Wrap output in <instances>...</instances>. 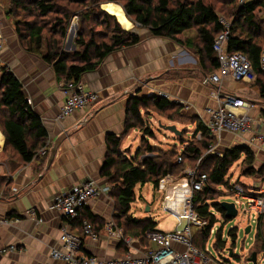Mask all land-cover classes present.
<instances>
[{
    "label": "crops",
    "instance_id": "0c3cea01",
    "mask_svg": "<svg viewBox=\"0 0 264 264\" xmlns=\"http://www.w3.org/2000/svg\"><path fill=\"white\" fill-rule=\"evenodd\" d=\"M253 4L251 21L256 26L240 23L235 35L241 30L243 37L244 33L251 31L253 39L264 41V1H253ZM229 6L228 11L232 5ZM125 30H133V26ZM138 34L140 40L136 44L110 53L94 71L82 76L88 88L97 93L98 99L87 109L75 111L60 124L54 122V116L63 103V95L51 66L22 51L17 44L9 43L3 49V57H9L14 63L13 67L9 64L8 67L21 82L26 98L46 129L47 151L43 156L14 168L7 164L6 158H0V177L4 178L0 180V217H20L17 223L0 227V248L4 249L0 253V264H57L48 258V250L57 236L59 218L48 211V201L54 192L82 179L92 178L109 184L107 178L100 175L107 156V136H122L129 98H154L165 93L169 101H183L184 105L178 106L182 117L166 118V123L175 124L177 128L195 126L197 122L203 124L207 118L204 109L215 105L210 93L216 87L204 82V78L216 70L210 59H215L212 52L210 58L201 57L191 47L153 36L146 30L140 29ZM11 50L15 54H11ZM259 71L251 82L225 78L219 87L250 101L253 106L248 113L253 117L264 116V93L260 92L264 73ZM168 107L167 111L174 112ZM136 130L131 129L120 138L118 152L126 157H131L139 147L140 137ZM164 131L169 132L167 129ZM169 133L175 135L171 131ZM0 138L1 157L4 141L1 131ZM177 140L180 141L179 138ZM237 144L240 143L226 144L224 148ZM152 146L162 148L163 145L157 143ZM253 152L264 163V151ZM251 190H257L255 185ZM108 201L106 198L91 201L81 209L90 214L93 228L95 226L94 230L99 234L97 242L82 237L84 253L108 258L127 252L122 243L105 239L102 225L117 215ZM26 211H32L33 215H27ZM127 215L132 217L130 213ZM142 218L149 217L145 213ZM77 223L74 219L72 228L81 235L80 224ZM10 244H15L12 251L5 248ZM134 246L137 251L147 243L143 240V244L138 242Z\"/></svg>",
    "mask_w": 264,
    "mask_h": 264
},
{
    "label": "trees",
    "instance_id": "16d2710c",
    "mask_svg": "<svg viewBox=\"0 0 264 264\" xmlns=\"http://www.w3.org/2000/svg\"><path fill=\"white\" fill-rule=\"evenodd\" d=\"M7 2L18 9L17 12L26 13V16L31 18L22 19L23 13L20 17H17L19 16L17 13H13L15 33L21 48L50 65L56 81L62 84L78 81L85 73L94 71L110 53L136 44L140 40L138 34L140 29L146 30L153 36L167 38L179 45L191 47L199 56L207 58L211 57V45L220 29L217 23L218 10L213 3L206 0H7ZM107 2L120 4L125 16L138 30L123 29L113 15L100 8L101 3ZM225 5H233L230 10L232 23L227 39V50L241 52L249 60L256 77L259 71L258 55L264 46V41L253 39L251 31L241 37L243 33L239 29L240 33L235 35L240 23L247 22L256 26L251 21L254 17L252 13L254 4L248 2L237 5V0H226ZM7 13L9 11H6ZM49 15H53V21H49L46 27L38 18ZM74 15H78V35L73 40L74 49L65 52L63 40L69 21ZM94 20L103 30L97 36L90 26ZM190 31L192 36L184 35ZM210 59L217 68L216 59ZM260 90L264 93V85H261ZM149 102L158 111H164L169 106L168 108L174 110L173 116L182 117L179 104L162 96L129 98L122 136L131 129H139L142 132L143 147L142 149L138 147L131 157H126L118 152L122 136L116 138L108 135L107 156L100 172L111 186L109 195L115 201L117 224L122 226L123 223L131 226L130 230L136 229V232H131L136 236L154 228L155 222L149 218L134 219L127 215L130 204L135 198V185L152 182L156 187L161 176L172 174L185 159H196L211 144V137L200 122L195 124L193 133V137L196 133H200V139H195V144L188 143L181 152H177L174 147L163 149L149 144L148 138L153 136V131L140 114L141 110L148 109ZM0 131L4 137L2 154H9L7 164L12 168L37 159L39 150L46 146L47 132L42 120L33 111L21 82L5 66L0 67ZM179 140L183 143L182 137ZM253 154V150L247 146L234 145L224 148L220 156L208 155L201 162L203 166L208 163L207 161L210 162L205 171H201L206 174L207 182L202 190L193 194L192 207L199 217L207 220V223L205 222L198 232V237L192 239L195 247L204 248L209 237V229L216 221L214 212L224 217L220 200L216 197L220 195L217 188L223 190L232 188L226 179L229 167L244 155L243 162L246 166L244 171L247 175L260 174L264 170V165L260 169H253ZM177 155H180L181 162L175 161ZM0 180L4 178L0 177ZM263 217H259L256 222L253 244L264 254ZM76 220L80 225L84 220L88 221L93 227V219L84 210L77 213ZM195 232L196 230L191 229L192 237ZM227 236L233 247L236 228H229ZM214 237L213 247L221 249L224 240L221 239L220 231H216Z\"/></svg>",
    "mask_w": 264,
    "mask_h": 264
},
{
    "label": "built area",
    "instance_id": "2783aa9c",
    "mask_svg": "<svg viewBox=\"0 0 264 264\" xmlns=\"http://www.w3.org/2000/svg\"><path fill=\"white\" fill-rule=\"evenodd\" d=\"M253 1L264 0H237V4L243 5ZM217 23L220 29L211 45V51L217 61V68L204 78L205 83L208 82L216 87L210 93L211 98L215 100V105L204 109L207 115L204 126L209 135L217 139L215 144L222 143L220 138L222 133L232 132L237 134L234 136L237 139L236 143L244 144L253 150L262 149L264 147V116H251L248 113L253 106L250 101L233 92L219 88L225 78H230L235 82H251L255 79V71L249 60L241 52L227 50L231 22L217 15ZM1 39L0 37V67H6L7 64L2 60L4 48ZM258 69L264 73V46L259 52ZM61 93L63 103L54 116V122L58 124L75 111L87 109L98 99L97 93L89 89L82 78L76 82L63 84ZM159 95L167 98L165 93H159ZM171 102L184 105L183 101L177 99H172ZM255 126L258 131L254 128ZM250 131L252 132L250 133ZM248 132L250 134H247ZM200 137V133L195 134L196 139H200ZM215 144L210 145L211 147L209 146L206 152L214 153L217 151L218 145L214 146ZM45 152V148H42L38 153L44 155ZM175 161L181 162L180 155H177ZM196 172L194 169L186 168L183 171L184 174L182 173L186 180L180 184V187L176 185L173 187L171 182L166 181L165 184L168 188H163V178L157 188L159 190L164 189L160 203L161 209L168 212L175 219L176 224L183 217L186 218V225L182 230L147 229L142 235L143 240L148 242L147 246L136 251L134 244L138 241L127 237L121 227L109 219L102 225L105 239L109 242L122 243L127 248V252L108 258L82 252V237L97 242L99 234L88 221L84 220L80 225L81 235H77L72 228V223L77 213L88 203L108 196L111 186L92 178H86L69 185L62 191L54 192L48 201L47 209L58 216L59 226L55 241L48 250V258L57 264H224L222 261L218 262L214 259L206 247L199 249L192 243L191 226L205 223L204 220L197 218L192 209V192L201 190L207 181L205 173L197 175ZM171 180L178 185L179 179L172 178ZM255 187L257 190H251L244 195L240 186H234L229 190H232L233 195L236 193L240 196L237 199L239 204L243 202L245 210L264 213V184L255 185ZM236 204L235 198L234 205L236 206ZM26 214L33 215L32 211H26ZM194 218H197L198 223L194 222ZM18 220V218L0 217V227L15 224ZM5 248L12 251L15 249V244H10ZM3 251L4 249L0 248V253ZM219 251L224 254L227 253L224 248Z\"/></svg>",
    "mask_w": 264,
    "mask_h": 264
},
{
    "label": "rangeland",
    "instance_id": "374dc122",
    "mask_svg": "<svg viewBox=\"0 0 264 264\" xmlns=\"http://www.w3.org/2000/svg\"><path fill=\"white\" fill-rule=\"evenodd\" d=\"M206 1L213 3V5L219 11V13L217 12V14L224 17L227 21L232 23V21H231L232 16L230 14V11H228V9H227L230 6L225 5L226 0H206ZM102 4H104V3H101L100 5H102ZM115 4H117L121 7L120 4H118V3H115ZM17 10L18 9H16L12 5H10L7 2V0H0V20H1V22H0V37L2 38L1 42H2L3 48H5V46L9 43L13 46H16V44H17L19 48L21 47L19 44V40L17 38V35L15 33L13 13H17L19 15L17 17H20V16H22L23 12H17ZM6 11H9L10 14L9 13L6 14ZM52 17H53V15H49L47 17H39L38 19L40 20L41 23H43L44 25H46V27H48L49 24L47 25V23L49 21H53ZM22 19H31V18L27 17L26 13H23ZM95 23L96 22L94 20L90 24V26L92 28L91 30L95 33V36H97V35H99V33H102L103 30H102V27L96 25ZM77 24H78V15H74L71 18V20L69 21V25H68L67 30H66V36H65V39L63 40V50L65 52H69V51L71 52L74 49L73 40L78 35L77 34V30H78ZM71 25H72V27H71ZM131 26H134V24L132 22H131ZM72 29H73V31H71V32L73 35H71V38H69L68 37V34H69L68 31L72 30ZM135 29L138 30L134 26L133 30H135ZM45 30H46V28H45ZM184 35L185 36L187 35V37H190V36H192V31L187 32ZM96 38H98V37H96ZM22 51H23V49H22ZM12 52L13 51L11 50V54H12ZM13 54H15V53L13 52ZM2 60L5 64H7L6 68L9 71H11L10 68L8 67V64L11 67H13V64H14L13 60H10L9 57H6V56L3 57V55H2ZM62 85L63 84L61 82L58 83V87L60 89H61ZM147 107H148V109L147 110H141L140 114L143 117V119L145 120V123H147V125L153 131L154 138L148 139L149 144L156 145L158 143L161 146L163 145L162 146L163 149H168V148L170 149L171 147H174L177 150V152H181L183 150L184 146L186 147L188 143H190V144L196 143V141H195L196 138L193 137V133H194L193 130H194L195 126H185V128H181L180 126H178V128H177V125H175V124L166 123V118L176 119V117L173 116L174 115L173 111L171 112V110H168V111L164 110V111H160V112L158 111L157 112V110H155V107L152 105L151 102H149ZM206 119L203 121V124L205 123ZM166 125H174L177 130L179 129V135H173V134L169 133L170 131L165 132L164 126H166ZM256 126H257V124H256ZM256 126L254 128H256V131H258ZM252 131H254V130H252ZM252 131H250V133ZM135 132H137L136 135H139V137H140L139 138V147L142 149L143 144H144V142L142 141V132L139 129H137ZM164 132L168 133L169 136L165 135ZM250 133L248 132L247 134H250ZM247 134H245V135L248 136ZM236 135L237 134H233L232 132L222 133L220 135V138L222 139L221 144H215L217 139L214 136L213 137L210 136L211 137V144L208 145L206 151L208 150L209 146L210 145L213 146V144H215L214 146L218 145V149L216 148L217 151L212 153V152H206L204 150L201 152V154L199 156H197L196 159H189V158L185 159L182 163H180V167L174 169L172 174H168L166 176L165 175L161 176L158 179V182H157L158 185H156V187L154 186V184L152 182H146L144 184H136L134 187L135 198H134L133 202H131V204H130V209H129L128 213H130V215H132V217H134V219H144V218H142V216L145 215V213H146V215L149 217V219H152V221H154L157 224V227H156L157 230H160V231H172V230H174L176 227L175 219L168 212L163 211L160 207V203L162 201L163 192H164V189H160V190L157 189L159 187L160 180H162L164 178V182H163L164 187L163 188L167 189L168 187L165 184L166 181L171 182L173 184V187H174V185H176L177 187H180V184L186 180V178L183 176V174H184L183 171L186 168L194 169L197 171L196 172L197 175H201V173H203L201 171H205V168H207L208 165L210 164V162L207 161L208 163H205L203 166V163L201 164L203 159L205 157H208V155L220 156L219 153L222 154V151L224 150V146L226 144L229 145V144L236 143L237 139L234 137ZM181 137L183 139V141H182L183 143H181L177 140V138H181ZM229 137H230V139H229ZM227 139H229L228 142L226 141ZM191 142H194V143H191ZM172 144H174V145H172ZM237 145H244V144H237ZM257 150L258 151H264V147L262 149H257ZM253 155H254V161L252 164L253 169L257 170V169L262 168L264 163H263L261 157L257 156L256 152H254ZM39 156H43V154H39ZM0 158H6V159L8 158L9 159V154L4 153L1 155ZM243 160H244V155H241L240 158L237 161H235L229 167V170L226 173V179L232 185V188L234 186L242 187L243 195H244V194H248L249 192H251V189L254 188V185L258 186V185L264 184V170L260 174L256 173L253 175H247L246 171H244L246 166H244ZM168 176H169V178H168ZM172 178L173 179H176V178L179 179L178 185L175 184L171 180ZM202 189L203 188H201V190ZM217 190H218L220 195L216 198H218V200H220V202L225 201V202H233L234 203V200L236 198L237 204L235 207L237 209V214L234 218L227 219V218L223 217L222 215H220V213L214 212V218L216 221H215V223H213V225L209 229V237L206 239L204 247L207 248L209 254L214 259H216L218 262L222 261V263H224V264H250L247 261V259H248V257L251 256L252 252L256 253L257 263L264 264L263 252L259 251V249L256 248L255 245L253 244L254 243L253 237H254V233L256 230V222H257L259 217L264 216V213H261L259 211L245 210L243 202H241L239 204V201L237 199V197H240V196L236 195V193H234V195H233V193L231 192L232 190H229V189L223 190V188H217ZM196 191L197 190H194L192 192V197ZM105 197H108V198H106V200H109L108 202L110 203V205L112 207L114 206L113 208H115L114 198L110 195L105 196ZM105 197H102L101 199H104ZM98 200H100V199H98ZM94 201H97V200H94ZM146 207H148V211H146V209H147ZM192 209H193V207H192ZM193 212L196 214V212L194 210H193ZM196 216L199 220H204L207 223V220L205 218H201L197 214H196ZM113 222L117 224L115 219L113 220ZM204 224L201 223L200 225H196V226L192 225L191 226L192 227L191 229L196 230L192 239L198 237V235H199L198 232L200 231V229L202 228V226ZM262 225H263L262 229H263V233H264V217L262 218ZM247 226L250 227L249 232L244 233V229ZM231 227L236 228V239H235V243H234L233 247L230 245V239H228V236H227V231ZM130 228H131V226L124 225L122 223L121 229L124 231L125 235L127 237L135 239L139 243L143 244L142 235H139V236L134 235L131 232H136L137 230L136 229L130 230ZM211 230H212V232H211ZM216 231H220L221 239L224 240V246L222 248H224L225 250L230 248L231 252H232L231 256H228V252L224 254V253H221L219 251L220 249H218V248L216 249L213 247V241L215 240L214 236H215ZM222 235H223V237H222ZM192 242H193V245H195L194 241H192ZM197 248H199V247L197 246Z\"/></svg>",
    "mask_w": 264,
    "mask_h": 264
},
{
    "label": "water",
    "instance_id": "95a60500",
    "mask_svg": "<svg viewBox=\"0 0 264 264\" xmlns=\"http://www.w3.org/2000/svg\"><path fill=\"white\" fill-rule=\"evenodd\" d=\"M100 8L102 10H104L102 8V6L100 5ZM105 11V10H104ZM71 35H72V32L71 30H69V34H68V37L71 38ZM164 129H167L168 131H171L173 132L175 135H179V131L175 128L174 125H168L166 127H164ZM220 206L221 208L223 209L224 211V217L229 219V218H234L237 214V209L234 205L233 202H225V201H221L220 202ZM186 225V218L183 217L179 223L176 224V227L175 229L176 230H182L184 228V226ZM249 229L250 227L247 226L245 229H244V233H248L249 232ZM227 252H228V256H231V249H227ZM247 261L250 263V264H259L257 263V260H256V253L255 252H252L251 256L248 257Z\"/></svg>",
    "mask_w": 264,
    "mask_h": 264
},
{
    "label": "bare ground",
    "instance_id": "6f19581e",
    "mask_svg": "<svg viewBox=\"0 0 264 264\" xmlns=\"http://www.w3.org/2000/svg\"><path fill=\"white\" fill-rule=\"evenodd\" d=\"M101 6L105 11H107L108 13H110L111 15H113L115 17V19L118 21V23L121 27H123L125 29H129L131 27V21H129L126 18V16L124 15V12L122 11V8L119 5L113 4V3H106V4H102ZM71 27H72V25H71ZM71 31H73V29ZM0 141H1V138H0ZM46 151H47V149H46ZM194 222L198 223L197 218H194Z\"/></svg>",
    "mask_w": 264,
    "mask_h": 264
}]
</instances>
